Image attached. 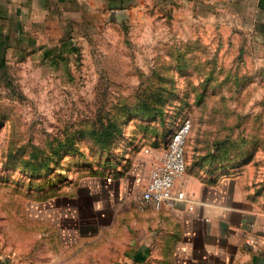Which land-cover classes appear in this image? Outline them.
Returning <instances> with one entry per match:
<instances>
[{"label": "rangeland", "instance_id": "rangeland-1", "mask_svg": "<svg viewBox=\"0 0 264 264\" xmlns=\"http://www.w3.org/2000/svg\"><path fill=\"white\" fill-rule=\"evenodd\" d=\"M145 2L0 42L2 264H173L134 191L185 119L182 177L264 200V37L211 0Z\"/></svg>", "mask_w": 264, "mask_h": 264}, {"label": "crops", "instance_id": "crops-1", "mask_svg": "<svg viewBox=\"0 0 264 264\" xmlns=\"http://www.w3.org/2000/svg\"><path fill=\"white\" fill-rule=\"evenodd\" d=\"M145 1L165 5L173 0H0V42L6 49L23 52L32 42L51 37L43 31L55 32L59 23L83 22L91 10L115 18L119 8L145 6ZM211 1L231 7L241 24H250L253 32L264 37V0ZM148 181L149 176L134 192ZM175 188L184 190L191 203L162 208L165 219L176 227L169 231L173 264H264V200L241 176H221L212 183L181 177Z\"/></svg>", "mask_w": 264, "mask_h": 264}, {"label": "built area", "instance_id": "built-area-1", "mask_svg": "<svg viewBox=\"0 0 264 264\" xmlns=\"http://www.w3.org/2000/svg\"><path fill=\"white\" fill-rule=\"evenodd\" d=\"M192 128L191 119H185L171 134L168 143L157 154V162L153 166L149 181L136 195L137 206L146 211L161 210L166 205L190 202L184 190H176V181L186 170V142ZM193 208V205H190ZM249 242H254L249 239Z\"/></svg>", "mask_w": 264, "mask_h": 264}]
</instances>
